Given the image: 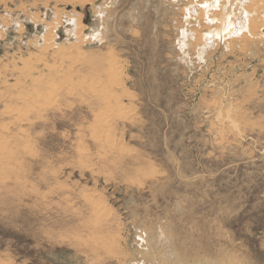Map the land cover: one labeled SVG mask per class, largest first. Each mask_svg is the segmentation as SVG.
Here are the masks:
<instances>
[{
    "label": "rangeland",
    "instance_id": "obj_1",
    "mask_svg": "<svg viewBox=\"0 0 264 264\" xmlns=\"http://www.w3.org/2000/svg\"><path fill=\"white\" fill-rule=\"evenodd\" d=\"M252 18L264 0H0V264H264Z\"/></svg>",
    "mask_w": 264,
    "mask_h": 264
},
{
    "label": "bare ground",
    "instance_id": "obj_2",
    "mask_svg": "<svg viewBox=\"0 0 264 264\" xmlns=\"http://www.w3.org/2000/svg\"><path fill=\"white\" fill-rule=\"evenodd\" d=\"M225 4V3H224ZM203 6V5H202ZM220 7V6H219ZM263 9V8H262ZM227 11V10H226ZM199 16H200V19H202L203 17L202 16H204L203 14H199ZM209 17V16H208ZM207 18V17H206ZM220 18V17H219ZM209 19V18H208ZM217 19V18H216ZM60 20V19H59ZM58 21V20H57ZM209 21V20H208ZM212 22V21H211ZM218 22V21H217ZM250 27H249V33L248 34H245L244 36H243V39L244 40H247L248 41V39L250 38V37H253L254 36V34H259L260 33V29L262 28V29H264V22H262L260 19H254V18H252L250 21ZM213 23V22H212ZM233 23V22H232ZM210 25V24H209ZM219 25H221L220 23H219ZM245 25V24H244ZM248 25V24H247ZM213 27V26H212ZM221 27V26H220ZM261 27V28H260ZM216 28V27H215ZM237 28V27H236ZM218 29V28H217ZM49 30V29H48ZM77 31V30H76ZM214 31V30H213ZM237 31V30H236ZM50 32H52V30L50 29ZM81 32V31H80ZM201 32V31H200ZM199 32V33H200ZM222 33V32H221ZM226 33V32H225ZM51 34H53V33H51ZM82 35V34H81ZM201 35V34H200ZM217 35V34H216ZM224 35V34H223ZM53 36V35H52ZM225 36V35H224ZM261 36V35H260ZM50 37V36H49ZM82 37V36H81ZM201 37V36H200ZM204 37V36H203ZM223 37V36H222ZM226 37V36H225ZM255 37V36H254ZM51 38V37H50ZM50 38L49 39H47L48 41L50 40ZM228 38V37H227ZM82 40V39H81ZM199 40V39H198ZM50 42V41H49ZM49 42H47L48 44H49ZM232 45H235L237 42H238V40L237 39H233V40H231V41H229ZM52 44V43H51ZM50 46H53V44L52 45H50ZM82 57V56H81ZM79 60V59H78ZM84 61V60H83ZM83 63V62H82ZM119 65V64H118ZM109 69H110V74L112 75L113 73L117 76V77H119V71L117 70V66L115 65V66H113V65H111L110 67H108ZM30 69H32V68H30ZM121 69V68H120ZM118 72V73H117ZM104 74V73H103ZM41 75V74H40ZM40 75H38V76H40ZM42 76V75H41ZM107 76V75H106ZM43 77V76H42ZM113 78V77H112ZM119 78H121V77H119ZM109 80V79H108ZM114 81V80H113ZM116 82V81H115ZM101 83V82H100ZM120 83V82H119ZM86 85V84H85ZM94 85V84H93ZM93 90V89H92ZM101 90V89H100ZM109 90V89H108ZM97 93H99V92H97ZM110 93V92H109ZM52 96V95H51ZM115 97V96H114ZM54 99V98H53ZM107 99V98H106ZM114 99V98H113ZM116 100V99H115ZM114 100V101H115ZM49 101L50 100H48V101H46V102H48L49 103ZM121 101H122V99H121ZM51 102V101H50ZM110 102V101H109ZM107 103V102H106ZM115 104H116V102H114ZM122 107V106H121ZM120 107V108H121ZM113 108V107H112ZM119 108V109H120ZM123 108V107H122ZM121 108V109H122ZM109 109V108H108ZM120 109V110H121ZM119 111V110H118ZM127 111V110H126ZM110 112V111H109ZM103 114V113H102ZM109 116V115H108ZM96 118V117H95ZM103 120H105V119H103ZM106 121V120H105ZM102 123V122H101ZM105 122H103V126L105 125L104 124ZM96 130V129H95ZM100 130V129H99ZM1 139V138H0ZM7 144V143H6ZM5 144V145H6ZM0 145H3V141H2V144H0ZM5 148V147H4ZM3 150V149H2ZM96 207H98L97 205H96ZM99 208V207H98ZM101 210V209H100ZM109 246V245H108Z\"/></svg>",
    "mask_w": 264,
    "mask_h": 264
}]
</instances>
